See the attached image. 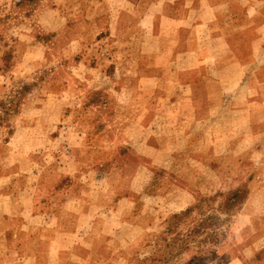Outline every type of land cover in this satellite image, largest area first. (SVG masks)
<instances>
[{
	"label": "rangeland",
	"instance_id": "obj_1",
	"mask_svg": "<svg viewBox=\"0 0 264 264\" xmlns=\"http://www.w3.org/2000/svg\"><path fill=\"white\" fill-rule=\"evenodd\" d=\"M97 1L0 0V213L14 212L11 225L24 226L13 237L76 244L51 264H264V224L248 241L239 226L232 229L235 214L250 203L264 219V192L250 201L246 181L264 179V151L248 150L264 146V70H255L264 55L231 103L224 102L234 94L228 69L209 70L220 83L167 90L148 79L145 66L160 57L183 66L185 57L151 54L162 39L151 21H136V7ZM238 42L244 59L258 46L244 37ZM167 91L187 99L177 118L156 119L150 113L164 109L157 98ZM247 97L259 100L252 105L253 131L213 133L230 126L227 112L247 106ZM214 110L225 117H204ZM159 126L163 133L178 127L192 134L176 136L180 149L157 150L149 130ZM150 159L163 166L150 168L164 180H148ZM128 191L138 194L140 218L126 214L127 202L114 201V193ZM37 209L48 213L32 214ZM60 211L78 216L76 233L54 232L72 227L70 219L59 223ZM43 225L45 231H36ZM4 236L0 231V241ZM16 260L5 263L21 264Z\"/></svg>",
	"mask_w": 264,
	"mask_h": 264
},
{
	"label": "crops",
	"instance_id": "obj_2",
	"mask_svg": "<svg viewBox=\"0 0 264 264\" xmlns=\"http://www.w3.org/2000/svg\"><path fill=\"white\" fill-rule=\"evenodd\" d=\"M51 3L53 10H60V3L57 1H52ZM108 3V0H98L95 5L103 6L108 5ZM118 4L136 7L137 11H139L136 21L140 25L145 19L151 21L155 37L162 39V43L158 50L151 52V54H168L170 56L182 55L185 57L184 59L186 61L183 66L174 64L168 65L163 62L161 57L160 61H150V64L145 67L150 71L148 79L154 80L156 82L155 86L160 85L168 90L170 84H175L183 88L186 86H198L208 81V79L220 83L218 78H210L209 70L214 69V71H221L228 69L235 75L234 78L231 79V84L229 85H233L231 91L234 94L224 98V102L231 103L232 100L236 98V91L240 87L246 85L248 69H253V65L257 64L256 62L259 61L261 55H264V1L262 0H118ZM140 9H142V11ZM139 29H141V27ZM241 37L249 39L248 45L250 42L258 43V46L251 50L247 47L249 58L246 59L241 56L243 48L238 42V39ZM139 68L141 70V67ZM255 70H264V61L260 62ZM259 81L264 85V78H259ZM224 90L227 89L224 88ZM157 99L158 102L163 103L164 109H156L154 112L150 113L151 116L156 119L163 117H172V119H175L180 115V106L187 98L184 97L183 93L175 92L170 94L169 92H165ZM260 99V103L264 105V96ZM207 100L208 99H206V102ZM246 100L248 101H246L248 103L247 106L238 107L235 105V107L230 108L227 112L230 126L224 129L215 128L213 133L217 135L236 133L238 130L240 131L242 128L247 127H250V130L253 131L252 121L256 114L252 111V105L259 102V100L248 97ZM169 108H175V110H169ZM204 117L208 119L212 118L215 121L225 116L220 110H214ZM238 119L244 120L239 123ZM263 126L260 130H264ZM198 132L202 133L203 130ZM149 133L154 135L151 143L153 145L152 147L155 149L173 148L177 150L180 148H178V139L176 136L179 134L183 139L186 135L192 134V131L175 127L163 133L159 126L152 127ZM235 139L236 137H232L229 141V145L232 149L235 148L234 144L236 145ZM104 148L109 149L111 146L107 145ZM186 148L187 147L184 149ZM252 149L264 151V146L255 145L254 147L248 148V150ZM244 163L245 160H242L240 165ZM151 165L156 169L163 167L156 161L150 159L148 161V167L149 173L151 172V174L148 175V180L151 182L164 180L154 175L153 169L151 171L150 168ZM261 166H264V160H262ZM120 170H124L123 164ZM172 170L175 172L174 169H171V171ZM111 172L112 170H108L107 175L111 176ZM123 174L122 171V176ZM182 175L181 173L180 175L177 173V176ZM60 177L61 175L56 178L57 182ZM195 178L202 183L206 180L202 175L196 176ZM246 181L250 182V201L256 197L258 193L260 194L261 192L262 194L264 192V186L262 188H256L258 182L264 183L263 177L262 179L259 178V176L253 179L248 177ZM198 190L203 191L204 189L198 187ZM86 193L87 191L84 192V194ZM113 195L115 203L127 202L128 208L126 209V214H128V216L131 215L132 218H135V216L140 218L139 214L141 213V207H138L140 204L137 201V193L128 191L120 195H117V193ZM251 204L252 203H250L249 206L245 205L235 214V222L232 226L233 230L235 228L237 229L239 226L238 230L243 234L245 241H248L247 238L253 239L251 237L252 231L258 230L264 224V219L257 213L259 209ZM43 212L45 211L37 209V211H33L32 214H42ZM45 213H48V211ZM59 214V223L62 224L65 219H70L72 227L67 229L57 227L54 228V232H56V230H68L70 233H76L80 226L78 218H76L78 216L74 215L72 212L67 214L64 211H60ZM260 214H262V211ZM12 215H15L14 212L0 213V231L4 232L5 235L2 241H0V264H6V261H12L13 259H17L16 261L21 264H24L26 259H34L37 264L46 262L47 264H51V262L61 259V254L66 252L65 249H67L68 246L74 247V245H76L73 241L70 245L65 244L63 241H45L47 245L44 246L41 245V243L44 244V241H38V237H36L35 234L29 235L27 232L26 236H24L21 241H17L16 238L13 237L16 236L14 232L20 231L24 226L21 224L19 227H13L10 221ZM244 220H247L246 224L240 226V223ZM135 223H137L136 219L133 221L132 225H135ZM47 228L48 227L45 225L42 227L38 226L36 227V231L41 229L45 231ZM228 240H230L229 237ZM102 244L103 243H101V245ZM103 260L102 258L101 261Z\"/></svg>",
	"mask_w": 264,
	"mask_h": 264
}]
</instances>
